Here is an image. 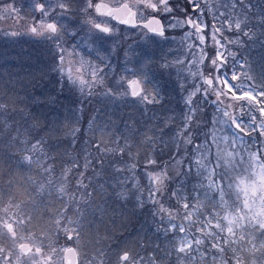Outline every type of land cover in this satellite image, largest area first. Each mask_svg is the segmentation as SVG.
<instances>
[{"label":"snow or ice","instance_id":"6c2138e0","mask_svg":"<svg viewBox=\"0 0 264 264\" xmlns=\"http://www.w3.org/2000/svg\"><path fill=\"white\" fill-rule=\"evenodd\" d=\"M181 12L183 16L177 15ZM206 13L212 16L211 24L204 19ZM74 17L90 38L111 40L113 51L122 42L117 25L137 30L134 34L144 41L167 39L166 32L177 28L189 29L185 37L191 43L181 45L185 51L170 53L173 58L161 60L160 66L175 68L178 75L187 73L195 83L191 91L186 90V111L172 134V146L164 139L169 134L164 131L168 126L165 122L133 131L114 148L102 139L92 144L97 152L95 161L90 155L83 165L73 161L55 177L52 166L44 162L46 141L41 138L26 144L23 162L38 169V179L28 177L34 194L26 190L27 198L34 204L35 196L46 194L51 214L42 223L11 195L7 200L0 195V264H264V62L254 65L245 55L238 58L245 46L264 48V0H186V5L173 4L172 0H29L26 9L17 0H0V20L16 25L5 34L30 35L48 44L61 87H78L81 93L87 87L91 95L97 84L104 83L100 75L103 67L110 65L97 66L84 60L75 43L66 46L65 37L76 36L77 31H69L63 21ZM209 45L214 49L211 56L206 50ZM129 49L131 45L124 49V74L104 95L113 101L142 104L147 111V106L161 103L159 88L148 80V73L127 66ZM141 55L151 59L154 53ZM238 80L241 84L235 83ZM196 95L227 118L214 116L213 127L200 142L194 138L199 133L193 132L203 123L197 120V112L203 108L193 104ZM7 112L8 104L0 97V134L6 127ZM33 120V127H37L39 119ZM246 136L250 137L247 141ZM182 146L184 153L180 152ZM142 149L141 166L137 158ZM106 163L116 177L113 197L126 199L128 193L120 186L130 185V190L140 194L139 206L153 205L151 214L159 217L167 238L163 254L153 251L140 255L97 246L90 256L85 250L88 213L94 206V195L103 198V192L90 187L83 177L90 168L98 175ZM176 167L177 176L197 178L190 192L185 179L169 187L173 180L170 169ZM77 168L83 171L74 173ZM70 174L80 177L75 180V191L68 187ZM165 193L174 204L166 206L160 199ZM34 228L40 229V236L34 235ZM59 233L72 245L58 249L52 238L58 239ZM41 237L49 241L47 247Z\"/></svg>","mask_w":264,"mask_h":264},{"label":"rangeland","instance_id":"374dc122","mask_svg":"<svg viewBox=\"0 0 264 264\" xmlns=\"http://www.w3.org/2000/svg\"><path fill=\"white\" fill-rule=\"evenodd\" d=\"M28 2L29 0H17L18 4L25 5V9ZM178 2L186 5V0H172L173 4ZM189 11L191 10L189 9ZM177 15L183 16L184 13H177ZM204 19L207 23L211 24L212 16L210 14L206 13ZM71 20L63 22L66 23L69 31L76 30L77 35L73 37L66 36V46H71L75 43L77 46L76 50L84 60L90 61L97 66H103L105 63L110 65L103 67V72L100 75L104 77V83L103 85L97 84L94 89H92L91 95L87 94V87H85L83 93H81L78 87H73L71 89L67 85L61 87L60 77L53 70L55 56L51 51L50 46L48 44V47L45 46L46 44L40 39L30 35H20L16 37L6 35L5 32L15 30L16 25L12 21L6 22L0 20V46L7 45V53L10 56L9 61L12 66L10 73L6 77L7 80H13L14 82V84L8 85L10 86L8 87L9 90L16 92V89L13 87L15 84L21 87L19 92H25L26 88L29 87V81L25 79V73H22L26 68L20 61V56L23 54L16 51L19 49L22 51V47H27L29 41H32L35 38L38 39L43 46L40 56L43 58L45 73H47V76L57 75L59 77L58 86L61 91L64 90L66 93V98L61 104L60 115L58 117L61 122L58 125L57 120L56 127L53 125L51 127L52 131H49V134H52L49 135L52 141L57 137L60 140L67 139L68 141L74 139V141L71 142L70 150H68L69 152L66 160L67 166H64V168L71 167L73 161L83 165L85 157L89 155L95 161L97 158V152L95 148L92 147V144L99 142L102 139L110 147L114 148L116 147L117 142L123 143L124 137H130L133 134V131L140 132L145 129L156 128L157 125H163L165 122H168V126L164 128V131L169 134L165 135L164 139L170 146H172V134L175 132L176 127L182 118V113L186 111L184 103L186 90L191 91L192 85L195 81L190 76H187V73H180L178 75L175 68L166 70L162 69L160 65L161 60H171L173 58L169 55L170 53L178 50L180 52L185 51V48L181 47V45L191 43V41L187 40L185 37V33L189 31V29L177 28L166 32L167 39L152 37L151 39L144 41L139 35L134 34L137 30L120 28L122 30V42L115 48V51H113L114 45L111 40L107 42H97L89 37L86 28L75 25ZM125 35L127 38L123 39ZM229 35L233 34L229 33ZM7 42L15 43V52L10 50V46ZM31 45L33 44L31 43ZM128 45H131V49H129L127 66L148 73V80L159 88L161 103L147 106L149 109L147 111H145V106L142 104L113 101L104 95L107 88L114 86L115 82L124 74V49L127 48ZM206 50L209 56H211L214 49L209 45ZM37 51L39 50L37 49ZM142 52H147L149 54L154 53V56L149 59L146 56H142ZM30 53L32 56L29 55V59L36 63L40 56H34L36 55L35 51H30ZM239 55H245L246 58H250L254 65L256 62H264V48H261L259 45H255L251 48L245 46V48L240 49L238 58ZM185 63H187V60ZM204 70L207 71V68L205 67ZM169 72H171V75H169ZM11 75L16 76L17 78L10 77ZM235 83L241 84V81L238 80L235 81ZM244 83L247 84L248 81H244ZM181 85H183V87H181ZM46 88L43 87L42 90ZM50 92L51 89H46V93H48L47 95L50 94L49 101H52L51 104L55 105L54 103L56 102L54 101V98L58 91L52 89V92ZM4 96L7 95L4 94ZM22 96L23 94L21 93H19L18 96L16 93H13L9 99L5 100L8 104V110L12 109V111L17 114V118L20 121L19 124H22V120L24 119V110L20 105ZM16 97L19 99V102ZM193 104H199V106L203 108V111L197 112V120L202 121L203 123L198 124V126L193 129L194 133H199V135L194 138L200 142L204 139V133L208 132L213 127L212 120L214 116L221 120H226L227 118L223 117L220 113H217L210 103L205 104L203 98L199 95H196L193 98ZM13 106L15 107V110H13ZM58 107H60V105H58ZM221 107H223V105ZM152 109H155V111H152ZM18 111L22 113V116L20 113H17ZM229 111L232 110L229 109ZM256 115L259 116V113L257 112ZM153 117H155V119H153ZM245 119H247V116H245ZM172 121H175V123H172ZM84 122L87 123L85 126L82 125ZM14 124L15 122H7L6 128L8 130H14ZM22 125L25 127L24 133H19V135H17L18 132L16 131L15 135L12 137L15 140L21 141V145L16 150V155L22 154V149L26 144H29L33 139H38L37 137L39 136L38 133H35V130L30 129L28 121L25 123L23 122ZM54 130L57 132L55 133ZM157 131H159V129H157ZM57 134H61V136H58ZM50 138L47 137V139ZM244 139L247 141L250 137L246 136ZM6 141L9 144V136L6 138ZM261 142L264 143V139H262ZM73 145L74 148L72 147ZM44 148V162L50 164L56 174L57 169L51 159L52 146L48 147V143L46 142ZM184 150L185 148L182 146L180 152L184 153ZM187 150L188 152H191V146H187ZM167 151L168 150L166 149L165 158H167ZM92 155L95 157H92ZM143 156L144 151L142 149L140 157L137 158L141 166L143 164ZM108 159L119 160L120 158L108 157ZM12 161L14 162V160ZM128 162L130 163L131 161ZM20 167L25 168L28 173L23 180H16L15 183H12V186L14 187L13 193L20 197L19 202L22 204L23 209L26 212L31 213V215L42 223H46L48 216L51 214V210L47 208L49 201L46 194L35 196L34 204L28 200L26 194V190L27 192H33L34 194V187L29 184L27 180L29 176L36 177L38 169L35 165L30 166L27 163H24L23 160ZM97 168H99L98 165ZM80 171H83V169L77 168L74 170V173H79ZM170 171L173 174V187L170 188H174L180 180L185 179L188 190L191 191V187L197 179L195 176H189L187 178L177 176L176 172L179 171L178 167L170 169ZM36 178L38 179V177ZM75 178L79 179L80 177H77L75 174H70L68 177V187L70 191H75ZM115 178L113 168L107 163L104 166V170L99 172L98 175L94 176L93 170L90 168L85 172V176L83 177L85 182H90V187L94 185L98 192H103V198L94 195V206L88 213L87 222L85 224V250L90 256L97 246L111 248L115 251L121 249L131 250L134 253L141 255V251L137 249V244L142 242L147 231H151L153 227H161L158 217H153L151 214L153 205L151 203H145L142 207L139 206L138 197L140 194L134 193L133 190H130V185L120 186L128 193L126 199H118L112 196V191L116 187ZM141 183H143V180ZM101 185H103L102 189L100 187ZM144 198H147L146 192L144 193ZM160 199L163 200L166 206L174 204V201L169 198L168 193H165ZM96 205H99V208H97ZM83 206L84 205H81V207ZM57 207H59L58 203ZM12 211L15 212L16 209L13 208ZM69 211H71V208ZM33 232L35 236L41 235L39 228H34ZM59 235L62 236L61 240L59 239ZM41 239H43L44 246L47 247L49 241L43 237H41ZM52 240L58 249L72 245V241H67L62 233L58 234V239L54 236Z\"/></svg>","mask_w":264,"mask_h":264},{"label":"trees","instance_id":"16d2710c","mask_svg":"<svg viewBox=\"0 0 264 264\" xmlns=\"http://www.w3.org/2000/svg\"><path fill=\"white\" fill-rule=\"evenodd\" d=\"M71 22L77 25L75 17L71 20ZM31 43L33 45H31ZM7 44L10 46V50L15 52V43L7 42ZM45 46L48 47L47 44ZM42 48L43 46L38 41V39L34 38V40L29 41V45L27 47H22V51L20 49L16 51L18 53L23 54L22 56H20V61L22 62V65H24L26 68L22 71V73H25L24 77L27 81H29V87L26 88L25 92H19L21 87L15 84L13 85V87L16 89V92H14L10 91L8 88L10 87L8 85L14 84L13 80L6 79L12 69V66L9 61L10 56L7 53L8 48L7 45L0 46V88H2L0 89V97L6 100L9 99L13 95V93H16L17 96L19 93L23 94L22 99L20 101V105L23 107L24 110V119L22 120V124L23 122L25 123L26 121H28V124H30V129L35 130L36 134L38 133L39 136L37 138H43L48 143V147L52 146L51 159L52 163L55 164L54 166L57 169L56 174L55 170H53V172L55 174V177H59L64 169V166H67L66 160L68 157V150H70L71 142L74 141V139L72 141H68L67 139L60 140L57 137L55 140L53 139L52 141L49 136L52 135L49 134V131L51 130V127L53 125L56 127L57 120L58 125L61 122L58 117L60 115L61 104L63 101H65L66 93L64 90H60L58 86L59 77L57 75L47 76V73H45V65H43V58L42 56H40ZM37 49L39 51H37ZM30 51H35L36 55L34 56H40L37 59L36 63L29 59V55L32 56ZM10 77L17 78L14 75H11ZM43 87H47L46 89H51V92L52 89L58 91L54 98V101L56 102L54 104L56 106L51 104L52 101H49L50 94L47 95L48 93H46V89L42 90ZM4 94H6L8 97L4 96ZM17 101L19 102L18 98ZM58 105H60V107H58ZM17 113H20L22 116L21 112L18 111ZM33 117L39 119L40 123L37 127H33V124L35 123ZM5 120L6 124L7 122H15V124L13 126L14 130H8L5 127L3 134H0V195H2L5 200H7L9 195H11L16 200V202L20 203V197L13 193L14 187H10L9 180H11L12 183H15L16 180H23V178L28 173L25 168L20 167L21 162L23 160V153L19 155L15 154L16 150L21 145V141L12 138L15 135L16 131L20 134H23L25 127L22 124H19L20 121L17 118V114L13 112L12 109L8 110ZM85 124L87 123L84 122V124L82 125L85 126ZM54 132L56 133L57 131L54 130ZM57 135L61 136V134ZM8 136L9 144L6 141V138ZM47 137L50 139H47ZM35 140L36 139L31 140L30 143L35 142ZM72 147L74 148V145ZM92 157L95 156L92 155ZM12 160H14V162ZM169 187H173V184H171ZM61 238L62 236L59 235L60 240ZM166 244L167 238L163 233V229L157 226L153 227L151 231H147V234L143 237L142 242L137 244V249L141 251V255L149 254L153 251L163 254L162 250L166 246Z\"/></svg>","mask_w":264,"mask_h":264},{"label":"flooded vegetation","instance_id":"af4514ba","mask_svg":"<svg viewBox=\"0 0 264 264\" xmlns=\"http://www.w3.org/2000/svg\"><path fill=\"white\" fill-rule=\"evenodd\" d=\"M115 23V22H114ZM119 28H126V27H124V26H122V25H117Z\"/></svg>","mask_w":264,"mask_h":264},{"label":"water","instance_id":"95a60500","mask_svg":"<svg viewBox=\"0 0 264 264\" xmlns=\"http://www.w3.org/2000/svg\"><path fill=\"white\" fill-rule=\"evenodd\" d=\"M123 26V25H122ZM126 27V26H125ZM69 256H70V254H69Z\"/></svg>","mask_w":264,"mask_h":264}]
</instances>
